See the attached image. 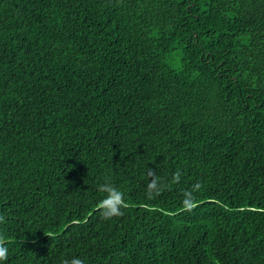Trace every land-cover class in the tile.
<instances>
[{
	"label": "trees",
	"instance_id": "16d2710c",
	"mask_svg": "<svg viewBox=\"0 0 264 264\" xmlns=\"http://www.w3.org/2000/svg\"><path fill=\"white\" fill-rule=\"evenodd\" d=\"M0 214L4 264H264V0H0Z\"/></svg>",
	"mask_w": 264,
	"mask_h": 264
},
{
	"label": "clouds",
	"instance_id": "9594fccd",
	"mask_svg": "<svg viewBox=\"0 0 264 264\" xmlns=\"http://www.w3.org/2000/svg\"><path fill=\"white\" fill-rule=\"evenodd\" d=\"M180 178V173L177 172L173 177L174 180L178 181ZM148 194L151 196L155 190H158L159 184L158 181L153 178L148 184ZM198 187V186H196ZM98 191L104 193L105 195L99 201V208L102 211V214L110 218L112 216H119L122 214L124 207H127L124 201V193L122 190L118 189L111 182H105L98 187ZM185 199L183 203L187 207H191L194 201L193 192L186 191L184 193ZM6 221V216L0 214V224H3ZM8 248L4 243H0V264H4V261L8 258ZM64 264H85V261L79 257H73L71 261H65Z\"/></svg>",
	"mask_w": 264,
	"mask_h": 264
}]
</instances>
